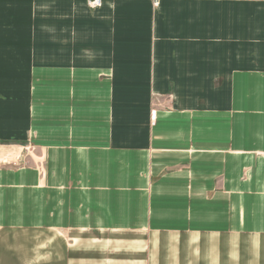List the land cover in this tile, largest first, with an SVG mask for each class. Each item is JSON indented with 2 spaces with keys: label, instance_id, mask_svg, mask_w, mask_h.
Returning a JSON list of instances; mask_svg holds the SVG:
<instances>
[{
  "label": "crops",
  "instance_id": "0c3cea01",
  "mask_svg": "<svg viewBox=\"0 0 264 264\" xmlns=\"http://www.w3.org/2000/svg\"><path fill=\"white\" fill-rule=\"evenodd\" d=\"M157 1L0 0V158L45 152L43 178L0 159V234L150 231L154 264H264V0ZM116 79L153 119L116 109ZM137 237L119 264H150ZM26 248L0 236V264Z\"/></svg>",
  "mask_w": 264,
  "mask_h": 264
},
{
  "label": "rangeland",
  "instance_id": "374dc122",
  "mask_svg": "<svg viewBox=\"0 0 264 264\" xmlns=\"http://www.w3.org/2000/svg\"><path fill=\"white\" fill-rule=\"evenodd\" d=\"M92 0H86L87 6L91 9L99 8L102 6L101 3L98 5L91 4ZM262 1V0H256ZM155 4H158L157 0H154ZM61 23V22H60ZM129 29V28H128ZM123 30H117L121 34ZM116 32V31H115ZM122 37H117L114 41L116 44V49L120 48V45L124 42H120ZM134 47V46H133ZM120 51V49L118 50ZM148 89H136V88H125L122 86V82L118 79L115 80V105L116 109L124 110L129 112V115H137L146 109H151L155 111L157 97L153 98L148 94ZM148 94V95H147ZM152 103L154 105L152 109ZM125 111V112H126ZM7 152L9 156L5 158H0L5 160L7 166H34L39 173L41 178L44 177V163H45V152L43 150L37 149L30 143L25 144H10L7 147ZM6 152V153H7ZM5 153V154H6ZM136 233V232H135ZM78 236L69 232L60 233L57 239L51 241L49 238L53 236L52 232H40L36 233H5L0 234L2 237H8L9 239H15L21 241L26 246L30 244L32 248H26L28 253H35L37 250L35 246L39 247V251L44 249L53 248L52 254L48 259L45 255H39L34 257V261L38 260V264H119L118 262H126L131 259H126L127 254L130 251L127 248H116L119 245H125L126 242L138 240L137 236H143V239L146 241L149 240L150 244L147 245L146 255H148V250L150 252V264L153 262V253H156L158 250L157 245H153L154 239H157L158 236L154 235L152 232H145L144 234H130V233H113L111 231H99L91 230L80 233ZM63 239V240H62ZM60 240H62L60 242ZM65 242L64 244H62ZM45 243L44 245H40ZM9 250H12L9 248ZM29 262L31 264H36L35 262ZM28 261L23 262L22 264H28ZM148 264V262H146ZM157 264V263H156Z\"/></svg>",
  "mask_w": 264,
  "mask_h": 264
},
{
  "label": "built area",
  "instance_id": "2783aa9c",
  "mask_svg": "<svg viewBox=\"0 0 264 264\" xmlns=\"http://www.w3.org/2000/svg\"><path fill=\"white\" fill-rule=\"evenodd\" d=\"M100 3H101V0H92L91 1V4H95V5H98ZM154 113H155L154 111L151 112V119H153Z\"/></svg>",
  "mask_w": 264,
  "mask_h": 264
}]
</instances>
